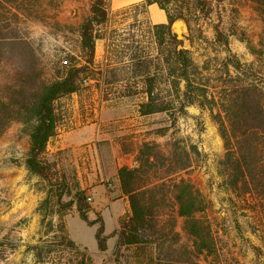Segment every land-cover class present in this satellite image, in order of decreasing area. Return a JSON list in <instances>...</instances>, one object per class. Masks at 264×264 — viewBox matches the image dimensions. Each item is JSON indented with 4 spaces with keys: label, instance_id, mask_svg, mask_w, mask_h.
Masks as SVG:
<instances>
[{
    "label": "rangeland",
    "instance_id": "1",
    "mask_svg": "<svg viewBox=\"0 0 264 264\" xmlns=\"http://www.w3.org/2000/svg\"><path fill=\"white\" fill-rule=\"evenodd\" d=\"M207 1L212 8L210 18L191 3V23L186 21L189 32L181 40L193 62L192 92H187L184 82L175 87L168 77V65L157 58L152 32L156 24L147 7L118 6L121 0H109L108 25L96 27L103 37L96 42L88 80L82 77L79 93L56 104L59 127L46 156L56 181L67 183L72 195L78 189L85 192L91 207L88 217L98 222L95 227L100 225L98 215L103 221L105 215L111 237L102 254L108 253L118 238L121 221L130 215L118 170L136 167L141 145L154 142L166 156L177 151L189 159L190 167L174 177L189 180L208 203L202 218L212 225L217 240L220 258L214 264H264V217L261 224L254 223L227 191L220 173L224 141L216 121L225 89L255 79L245 68L236 70L228 59L235 57L243 66L253 64L264 71V18L251 0ZM90 3L27 2L33 10L31 18L13 22L16 37L0 39V84L9 71L21 69L32 56L45 82L52 81L58 70L83 64L79 28L88 17ZM217 28L228 45L218 42ZM248 42L259 55L251 52ZM134 55L148 58L134 61ZM149 74L156 77V104L164 109L143 116L139 105L151 89L146 80ZM28 150L29 136L22 123H14L0 138V264L93 262L96 228L78 218L76 203L62 218L42 207L47 186L27 170ZM71 200V196L63 197L65 204ZM159 216L161 223L176 217L170 205L159 210ZM182 224L177 218L175 229L181 239L175 248L191 243ZM116 246L110 259L116 258ZM132 252L120 251L122 264H134Z\"/></svg>",
    "mask_w": 264,
    "mask_h": 264
},
{
    "label": "trees",
    "instance_id": "2",
    "mask_svg": "<svg viewBox=\"0 0 264 264\" xmlns=\"http://www.w3.org/2000/svg\"><path fill=\"white\" fill-rule=\"evenodd\" d=\"M31 1L34 0H0L1 40L16 37L13 22L17 23L21 17L31 18L33 10L27 4ZM251 1L264 18V0ZM191 3L210 18L212 8L207 0H144L145 7L157 4L166 12L168 24L152 27L157 58L161 64L168 65V77L174 86L184 82L187 92L194 88L193 62L183 47V41L171 31L170 25L176 19L191 23ZM108 6L109 0H91L88 17L79 28L80 47L85 57L83 64H71L68 69L58 70L52 81L45 82L41 80L32 56L21 69L9 71L0 84V138L14 123H22L27 128L29 150L25 165L32 175L46 182L42 207L62 218L68 207L76 203L79 218L89 227L98 222L88 217L91 210L88 197L80 189L72 195L67 183L56 181L53 164L46 155L48 144L59 127L56 104L79 93L82 77L88 80V70L95 60L96 42L103 37L96 27L102 29L108 25ZM216 32L218 42L228 45L227 37L218 28ZM248 46L254 55H259L251 42ZM142 58L146 60L148 57L134 55L132 60ZM228 61L236 70L244 71L245 68L253 73L255 79L224 91L222 110L216 115L225 148L220 173L227 191L240 208L251 215L254 223L261 224L264 217V71L256 70L253 64L243 66L235 57ZM146 78L151 89L146 92V100L139 105L143 116L164 109L158 107L153 94L156 77L149 74ZM181 156L177 151L171 157L166 156L160 144L145 142L139 148L137 166H123L118 170L120 190L128 199L130 215L121 221L117 233L116 264H122L119 259L122 249L133 251L130 256L134 264H214L219 260L212 225L202 218L208 210L207 201L189 180L174 177L190 167L188 157L183 159ZM156 180L163 181L155 183ZM65 196L72 197L70 203L63 202ZM168 205L176 217L161 223L159 210ZM98 216L100 225L95 238L98 249L104 252L111 236L105 234L104 221ZM177 218L182 219V230L191 243L175 248L181 239L175 229ZM70 243L74 246L73 242Z\"/></svg>",
    "mask_w": 264,
    "mask_h": 264
},
{
    "label": "crops",
    "instance_id": "3",
    "mask_svg": "<svg viewBox=\"0 0 264 264\" xmlns=\"http://www.w3.org/2000/svg\"><path fill=\"white\" fill-rule=\"evenodd\" d=\"M133 4H144V0H121V3H119L118 6H128V5H133ZM147 11H148V13H149V15H150L152 20H154L153 19L154 16L157 15V20L158 19L159 20L157 22L154 21L156 25H158V24H168V18H167L166 12L164 10H161L157 4H153V5L147 6ZM150 13H152L153 16H151ZM103 218H104V223H105V234L110 236L111 230L108 229L107 220H106L105 215H103ZM72 219H74V218H72ZM115 225H116L115 228H117V223ZM93 227H95V226H93ZM95 228L97 230V227H95ZM117 239L113 242V245L111 246L110 250L106 254H102V252L99 249L97 250V248H98V244H97V247L94 250V252L96 251V253H95V258L96 259L93 260V262H91L89 264H116L114 259H110V256L113 253L114 247H115V245L117 243ZM77 242H80V241H77Z\"/></svg>",
    "mask_w": 264,
    "mask_h": 264
},
{
    "label": "water",
    "instance_id": "4",
    "mask_svg": "<svg viewBox=\"0 0 264 264\" xmlns=\"http://www.w3.org/2000/svg\"><path fill=\"white\" fill-rule=\"evenodd\" d=\"M171 31L179 40L185 39V34L189 32V27L185 19H176L170 25Z\"/></svg>",
    "mask_w": 264,
    "mask_h": 264
},
{
    "label": "bare ground",
    "instance_id": "5",
    "mask_svg": "<svg viewBox=\"0 0 264 264\" xmlns=\"http://www.w3.org/2000/svg\"><path fill=\"white\" fill-rule=\"evenodd\" d=\"M153 19H154V21H156V22L159 20V19L157 20V15H155Z\"/></svg>",
    "mask_w": 264,
    "mask_h": 264
},
{
    "label": "built area",
    "instance_id": "6",
    "mask_svg": "<svg viewBox=\"0 0 264 264\" xmlns=\"http://www.w3.org/2000/svg\"><path fill=\"white\" fill-rule=\"evenodd\" d=\"M63 63H64L65 65H67V64H68V61H67V60H64Z\"/></svg>",
    "mask_w": 264,
    "mask_h": 264
}]
</instances>
